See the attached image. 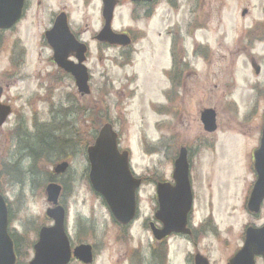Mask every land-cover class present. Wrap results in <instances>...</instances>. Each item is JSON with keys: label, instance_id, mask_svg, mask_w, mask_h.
Masks as SVG:
<instances>
[{"label": "rangeland", "instance_id": "rangeland-1", "mask_svg": "<svg viewBox=\"0 0 264 264\" xmlns=\"http://www.w3.org/2000/svg\"><path fill=\"white\" fill-rule=\"evenodd\" d=\"M80 1L82 0H71L72 11ZM187 4L185 0L182 2L183 7ZM244 7L252 10L251 16L246 20L239 18L240 9ZM210 9L211 16L206 19L204 30L195 31L194 34L189 35V15L184 9H181L178 20H175L177 18L172 12L173 17L164 21L162 15L165 16V11L161 9L156 17L159 22L162 20L159 28L151 23L156 32L163 34L164 39L158 40V43L150 34L152 38L147 35L149 40L145 44H138L139 41L134 40L131 50L123 52L117 48H101L91 42V53L86 64L91 76V94L85 98L80 97L70 79H64L50 62L49 54L39 46L40 34L49 21L46 11L37 14L36 7L33 6L27 19L16 27L14 33L3 35L10 44L18 38V52L22 57L19 58V63L13 65L10 45L6 44L0 50V83L6 88L3 102H9L13 109L11 117L0 129V158L8 151H13L9 134L22 119H25L24 126L33 130V126L47 123L55 108L66 109L69 105L77 110L71 118H62L51 129L52 132L60 131L63 136L72 135L71 144L74 147L71 152H75L74 159L71 161L70 171L61 177L69 187L64 201L68 207V228L71 233L75 217L86 215L93 209L103 219L102 222H106L107 227L110 228L112 224L106 208L99 205L89 188V166L81 145L85 138L78 131L84 129L86 121L93 117V114H88V110L93 112L92 109L107 112L108 120L119 135V149L130 152L131 169L144 179L137 196L139 216H148L155 210L153 181H171L175 155L181 146H185L189 147L191 154L194 150L199 151L191 157L192 184L195 190L193 206L197 219L204 217V211H211L219 231V236L201 233L202 237L194 253L204 255L210 264H228V260L241 246L245 228L262 224L264 204L257 218L249 215L244 205L256 180L250 167L251 154L259 144L264 120V0H231L227 1V8H223L218 1L211 0V6L204 7L205 18ZM92 11H77L75 16L79 25L73 29L78 34L90 27L82 37L83 40L86 35L90 37L91 32L99 28L95 22L97 14L93 8ZM218 12L221 13V22L217 17ZM117 13L119 19L115 26L123 25L122 16L134 21L132 6L127 0L122 2ZM230 15L232 17L228 21ZM180 18L183 19L181 26ZM259 23L262 26L257 27L259 32L252 34L254 43L244 51V41L240 39V35ZM171 25L176 37L174 41L181 42L185 51L190 53L197 47V42H200L201 45L209 44L216 56L203 61L204 68L196 66L199 76H191L185 89L173 98L174 101L177 98V102L165 108L166 120L157 104L164 101L165 82L161 72L170 56V38L165 37L163 31ZM160 41L163 42L159 43ZM174 49L177 51L176 46ZM233 52H238L236 54L240 58L233 59ZM128 55L131 63L126 65ZM249 57L261 67L258 77L254 76L249 65ZM234 60H237L236 65L232 67ZM257 81L259 84H256ZM252 85L260 89L252 91ZM247 87L250 90L247 91ZM228 91L231 92L227 96ZM232 98L240 107L237 113L232 110V103L228 105ZM66 99L69 104L65 103ZM205 108H213L220 113L218 132L214 137L221 139L216 146L221 151L214 155V160L203 143L200 144L204 146L195 148L192 144H198L193 141L195 138L204 141L206 133L199 116ZM165 124H169L168 131H161L160 125ZM49 158L54 160L56 157ZM49 166L45 165L44 169L50 171ZM211 168L214 171L212 177ZM5 173L11 179L0 178L3 195L8 200L10 213L13 215L9 230L25 239V245L22 247V240L20 248L23 262L27 264L33 255L32 250L27 251V248L29 243L36 240L34 231L43 224L49 225L44 219L49 205L41 190L46 177L37 172L35 181L30 182L23 165L17 167V170L7 168ZM104 229L105 224L98 228V232L102 233ZM211 230L212 227H209L206 231ZM182 244L187 246L179 241L171 244L169 264H185L184 254L186 251L191 253L192 248H185ZM121 251L118 245L111 248L106 243L96 264H125L118 259Z\"/></svg>", "mask_w": 264, "mask_h": 264}, {"label": "flooded vegetation", "instance_id": "flooded-vegetation-1", "mask_svg": "<svg viewBox=\"0 0 264 264\" xmlns=\"http://www.w3.org/2000/svg\"><path fill=\"white\" fill-rule=\"evenodd\" d=\"M108 3L113 5V12H112V21L111 26L114 28L115 22L117 19H119V8L122 6V2L124 0H107ZM129 5L132 6V17L134 18V28L128 29V30H121V32H117L118 34L127 36L131 42L133 39L141 40L142 42H147L149 39H147V35L149 38H152L150 34H152L154 37V40H161L163 38V34L160 32H156L154 27L151 25L155 24V28H159L158 25L163 20H167L169 17H173L172 12L175 13V17L178 20L179 13L181 9H184L188 16L189 21V35L194 34L195 31L198 30H204L206 19L211 16V9L208 11V15L205 18L204 13V7L205 5H208V7L211 6V0H185V3L188 2L186 7H183L182 2L184 0H137V2H131L130 0H127ZM218 1L223 8H227V1L231 0H216ZM104 0H82L80 3L73 9L71 7V0H23V13L22 18L18 22V24L8 31L7 33H14L16 31V27L22 24L23 21L27 19L28 13L31 12L33 9V6L36 7L37 14L42 11H46V16H48L49 21L47 23L46 28L41 32L40 34V40H39V46L42 48L44 52L49 54V60L52 62V53L48 46L46 35L50 33V31L53 29L55 22L57 18L63 17L66 20V24L69 28V31L73 38L76 41H83L87 45L91 42L95 43L96 37H98V34L101 31V28L104 25V18H103V11L105 7V3L103 6ZM62 6V7H61ZM92 8L96 12L95 22L99 26L98 30L92 31L90 37L87 35L85 36L83 40V36L87 34V31L90 27H86L87 29H84V33H77L73 28L78 26L77 20L75 19L77 11H84V12H93ZM165 11V16L162 15V20L160 22L158 21L157 14L160 13V11ZM221 11V10H220ZM252 10L249 7H244L240 9L239 18L242 20H246L249 16H251ZM233 15V14H232ZM230 15L228 17V21L232 17ZM33 16L36 18V16L33 14ZM89 17V16H88ZM124 17V16H122ZM218 19L221 22V13L218 12L217 14ZM47 18V19H48ZM183 22V19H179V25L181 26V23ZM173 24V23H172ZM258 26H261L260 23L256 25V29L252 26V29L245 30L241 35L240 39H242L243 42V50H248V45L253 44V33L259 32L260 29H257ZM162 27V26H160ZM262 27V26H261ZM254 29V30H253ZM165 37L168 36L172 43H174L175 40V33L173 32V26L171 25L170 28H165L163 31ZM3 33H0V48H3L6 46V44L10 48V57H11V63L15 65L16 63H19V58L22 57L21 54L18 52V38L11 41V44L7 42L3 38ZM125 39V37H122ZM193 38V36H191ZM178 39V36H177ZM164 41V40H163ZM160 41L159 43L163 42ZM178 41V40H177ZM178 43V42H176ZM245 43V44H244ZM247 44V45H246ZM91 46V45H90ZM199 49V50H198ZM125 52V49H121V51ZM197 52V53H196ZM200 46L197 47L195 52L186 53L185 57L184 54L180 51H177V53L173 54L171 53L170 56V64L167 70L162 74L164 82H165V91L168 92V89L173 92L172 98L168 100V93L166 95L165 99V106H167V101L171 103L177 102V98L175 101L173 100L174 97L177 95L179 96L180 92L185 89L187 86V81L191 76H195V68L197 65H201L202 68L205 66V58L200 56ZM238 52L231 53L233 55V59L237 57ZM242 53V49H241ZM244 54V53H243ZM70 55V54H69ZM26 56V51H25ZM238 58V57H237ZM72 61L75 62L74 59ZM204 61V62H203ZM253 61V60H252ZM233 64V62H232ZM9 86V85H7ZM216 86V85H215ZM230 86V85H228ZM227 87V86H226ZM232 90V86H231ZM264 90V89H263ZM176 91V93H175ZM231 91L227 92V96L230 94ZM232 97V96H231ZM7 101V100H6ZM9 104V102H7ZM231 105V101H229V104ZM213 109V108H212ZM214 113L217 118V121L220 119V113H218L215 109ZM216 121V124L218 125ZM263 125V124H262ZM262 131V127H261ZM217 134V133H216ZM214 134H205L204 135V141H201L197 139L198 144H193V147H199V146H206L208 150L214 153L216 156L217 153H220L221 149L216 148L218 139L214 137ZM261 135V133H260ZM221 140V139H220ZM203 143V144H200ZM187 151V157H188V163L190 168V182L192 187V193H193V200H194V186H192V175L191 170L193 168V162L191 161V157L193 155H196L198 150H194L191 154V150L188 147H185ZM213 165V164H212ZM67 171V170H66ZM213 169L211 168V174L210 177L213 176ZM256 177V176H255ZM159 183V180L155 182L156 184ZM162 183V182H161ZM62 191L64 190V187L62 184ZM210 199V198H208ZM60 203L62 204V201L60 200ZM154 203L156 204L155 210L151 212L148 216H139V211L136 213L134 219L127 225H121L116 220L109 215V219L111 224V227L106 226V222L103 223L102 220L96 213L95 209H93L91 212H89L86 215L82 216H76L75 221L73 222L74 228L73 233L69 231V228L67 227V220H66V236L69 242V246L71 249L72 257L69 264H83L76 258H74V251L77 248L80 247H88L90 248L91 252V262L87 264H96L97 259L100 258L102 251L106 248V243L108 247H113L117 245L122 250L119 254L118 259L122 260L125 264H169L170 263V246L173 243V241H179L184 242L186 245H184L185 248L191 247L192 252L186 251L184 254L185 264H196V261L199 260L201 264H210L208 259L204 257V255L200 253H194V251L198 248V242L200 238L202 237L201 233H208L212 235L219 236L218 231V225L215 222V219L213 218L212 212H205L203 214L202 219H197L196 211L193 206V210L190 211L188 218H187V228L183 233H174V232H164L163 223L158 219V202L157 197L154 198ZM208 203H210V200H208ZM195 212V213H194ZM261 211L259 213H252L249 214L253 216L254 218L259 217ZM109 214V213H108ZM196 218L197 220H195ZM196 222V223H195ZM105 224V229L102 233L98 232L99 227H103ZM214 224H216L214 226ZM51 225V224H50ZM209 227H212L211 231H206L209 229ZM254 228H261L264 227V217L261 225H254L252 226ZM13 238H17V244L21 240L19 236L12 234ZM245 241V236H243V242ZM242 242V243H243ZM242 245V244H241ZM241 246L237 248V253ZM234 253V254H235ZM233 257V256H232ZM231 257V258H232ZM230 260V259H229ZM228 260V261H229ZM256 264H263V261L261 257L255 258Z\"/></svg>", "mask_w": 264, "mask_h": 264}, {"label": "water", "instance_id": "water-1", "mask_svg": "<svg viewBox=\"0 0 264 264\" xmlns=\"http://www.w3.org/2000/svg\"><path fill=\"white\" fill-rule=\"evenodd\" d=\"M104 3L103 17L106 22L97 40L110 45L127 44L129 42L127 38L124 41L122 38L124 36H117L111 31L113 5L107 0H104ZM21 8L22 0H0V29L11 28L20 17ZM46 38L53 49L54 62L57 66L74 77L80 93L89 94L87 70L83 66L86 47L70 34L65 18L62 16L57 18L53 30L46 35ZM69 54L75 55L76 65L67 61ZM6 114V109L0 108V124L4 121ZM209 120L211 126L207 130L212 128L214 121L212 113H209ZM87 154L92 188L103 197L114 219L122 225L128 224L135 216V191L140 182L133 179L130 174L127 155L118 154L116 136L109 125L101 129L94 146L88 149ZM65 168L66 165H61L57 167L56 172H63ZM254 170L257 180L249 198L248 209L257 213L264 200V127L260 148L254 154ZM173 179L174 187L162 184L157 188L159 202L157 217L164 224V232H181L185 227L186 216L191 207L192 197L184 152L175 163ZM46 192L48 201L56 204L60 189L50 185ZM47 216L54 221V227L40 230L39 240L34 246V259L29 264H67L70 251L64 234V210L57 207L49 210ZM7 225V210L0 197V264H15L13 245L7 234ZM74 255L84 263L91 262V252L88 247L78 248ZM255 256L262 257L264 262V227L246 230L244 247L229 264H255ZM196 264L201 263L197 260Z\"/></svg>", "mask_w": 264, "mask_h": 264}, {"label": "trees", "instance_id": "trees-1", "mask_svg": "<svg viewBox=\"0 0 264 264\" xmlns=\"http://www.w3.org/2000/svg\"><path fill=\"white\" fill-rule=\"evenodd\" d=\"M94 114H96V113H94ZM100 121H101V119L98 116H96L95 121L93 123V127H90L88 130L85 131V143H86V145H89L93 142L95 135H96V132H97V129L100 126ZM55 132H58V131H55ZM49 135H53V134H48L47 136L45 135V136L39 137L37 139L38 142L42 143V145L45 144L47 147H49L52 150L56 149L57 151H59L58 154H61L62 156H64L65 152H67V151H65V148H67V141H65L64 136L63 135L58 136V138L54 142L55 143V145H54V144H49V142H48ZM68 143H69V141H68ZM69 145H70V143H69ZM35 156L36 155L34 154L32 157H35ZM13 240L15 243V252H16L17 256L19 257L20 251H19V244H17V238H13Z\"/></svg>", "mask_w": 264, "mask_h": 264}, {"label": "bare ground", "instance_id": "bare-ground-1", "mask_svg": "<svg viewBox=\"0 0 264 264\" xmlns=\"http://www.w3.org/2000/svg\"><path fill=\"white\" fill-rule=\"evenodd\" d=\"M71 139H72V135H71V134H69V136H67V137L65 138V141H67V148H65V149L72 150V149L70 148L71 145H69V143L71 144ZM68 141H69V143H68Z\"/></svg>", "mask_w": 264, "mask_h": 264}]
</instances>
